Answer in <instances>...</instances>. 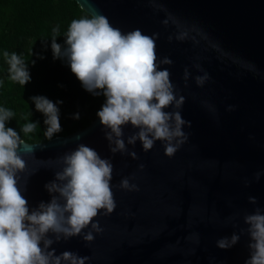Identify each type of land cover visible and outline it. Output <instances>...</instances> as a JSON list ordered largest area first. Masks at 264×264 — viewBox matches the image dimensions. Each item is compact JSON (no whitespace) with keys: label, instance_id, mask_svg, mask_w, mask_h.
<instances>
[{"label":"water","instance_id":"water-1","mask_svg":"<svg viewBox=\"0 0 264 264\" xmlns=\"http://www.w3.org/2000/svg\"><path fill=\"white\" fill-rule=\"evenodd\" d=\"M74 1L91 15L103 14L124 33L140 29L159 34L158 59L173 62L161 69L171 73V82L185 97L181 115L191 127L183 129L189 139L172 158L164 155L159 141L147 153L139 141L127 145V137L138 131L131 125L123 129L124 140L138 159L113 155L98 118L72 135L26 142L33 147L28 156L21 146L27 168L20 185L30 210L50 202L45 185L62 167L55 161L79 144L113 164L116 208L96 218L103 231L93 233L91 242L77 236L51 247L57 255L70 251L87 256L86 264H245L250 255L246 232L231 249L221 250L216 242L246 229L245 214L256 208L264 213V0ZM161 6L203 34L176 41V26L163 25ZM197 63L210 76L203 87L195 84L194 77L202 75L193 66ZM185 68L191 73L187 87ZM124 178L139 190L120 189ZM249 197L257 203H249Z\"/></svg>","mask_w":264,"mask_h":264},{"label":"clouds","instance_id":"clouds-1","mask_svg":"<svg viewBox=\"0 0 264 264\" xmlns=\"http://www.w3.org/2000/svg\"><path fill=\"white\" fill-rule=\"evenodd\" d=\"M158 8L166 13L163 25L167 27L171 22L176 26V41L195 40L191 33L203 34L196 25L181 24L167 9ZM52 33L53 58L65 60L87 92L105 98L96 115L113 155L127 154L133 160L138 159L135 151H128L124 140L123 129L128 125L138 131L127 137V145L135 146L139 141L145 153L159 141L164 155L172 158L187 143L189 134L183 129L190 128L191 122L181 115L185 97L171 82V73L166 68L161 69V65L171 66L173 62L168 57L158 59V33L150 36L140 29L124 33L103 14L72 20L64 45L56 42L60 36L59 25ZM168 40L171 42L173 36ZM3 57L9 66L11 82L22 86L30 82L28 62L21 55L4 51ZM193 66L202 73L194 77L195 84L203 87L210 76L200 64ZM190 77L189 69L185 68V87ZM31 100L36 111L45 117L44 137L51 141L62 131L57 107L62 101L53 103L44 96H34ZM170 107L173 110L166 111ZM228 110L233 109L229 107ZM14 115L11 110L0 107V264H86L89 257L70 251L57 255L51 246L77 236L91 242L93 233L103 231L96 218L100 214L108 216L116 208L111 185L113 164L110 159L101 158L93 148L79 144L55 161L62 167L55 172L54 181L45 185L51 196L50 202H41L30 210L20 185L27 164L19 152L23 146L24 155L28 156L33 147L13 128L6 127ZM73 118L79 119V113ZM37 127L38 122H27L21 126V132L28 135ZM143 167L140 165L141 169ZM259 176L257 173V180ZM119 188L139 190L129 178L122 179ZM249 203L255 205L256 198L249 197ZM243 219L247 228L241 229L240 234L233 233L231 237L217 240L216 246L221 250L231 249L246 232L250 239V255L245 264H264V213L256 208ZM89 228L90 231L85 233L84 230Z\"/></svg>","mask_w":264,"mask_h":264},{"label":"trees","instance_id":"trees-1","mask_svg":"<svg viewBox=\"0 0 264 264\" xmlns=\"http://www.w3.org/2000/svg\"><path fill=\"white\" fill-rule=\"evenodd\" d=\"M74 0H0V107L15 115L6 123L30 144L46 143L44 115L31 100L44 96L59 108L62 131L56 137L72 135L88 127L98 117L105 98L87 92L63 59H54L51 50L52 29L59 25L57 43L64 45L65 34L74 19L90 18ZM15 52L28 62L30 82L25 86L8 79L3 52ZM32 61H35L33 64ZM79 113V119L73 116ZM27 117V119H25ZM38 122L34 133L25 135L21 126Z\"/></svg>","mask_w":264,"mask_h":264}]
</instances>
